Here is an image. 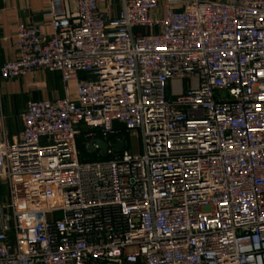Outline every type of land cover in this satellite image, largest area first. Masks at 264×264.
Segmentation results:
<instances>
[{
  "label": "built area",
  "instance_id": "2783aa9c",
  "mask_svg": "<svg viewBox=\"0 0 264 264\" xmlns=\"http://www.w3.org/2000/svg\"><path fill=\"white\" fill-rule=\"evenodd\" d=\"M119 4L17 25L0 81L76 86L13 136L0 114V264H264V0ZM79 137L125 146L83 161Z\"/></svg>",
  "mask_w": 264,
  "mask_h": 264
},
{
  "label": "crops",
  "instance_id": "0c3cea01",
  "mask_svg": "<svg viewBox=\"0 0 264 264\" xmlns=\"http://www.w3.org/2000/svg\"><path fill=\"white\" fill-rule=\"evenodd\" d=\"M111 1L117 14L120 5L117 6L114 0ZM70 2L74 8L75 0ZM48 5L49 0H0V65L18 57L15 46L18 23L38 20L43 23V32L47 36L52 33L51 22L44 16ZM75 86L74 81L64 85L58 73H54L52 78H45L44 73L34 72L20 78L1 80L0 114L4 117V128L10 136L17 134L22 128L20 114L29 100L72 97L75 94Z\"/></svg>",
  "mask_w": 264,
  "mask_h": 264
},
{
  "label": "rangeland",
  "instance_id": "374dc122",
  "mask_svg": "<svg viewBox=\"0 0 264 264\" xmlns=\"http://www.w3.org/2000/svg\"><path fill=\"white\" fill-rule=\"evenodd\" d=\"M115 4L119 6L120 0H114ZM45 78H52L53 72H43ZM20 100V99H18ZM17 100V101H18ZM124 140L126 142V148H129L133 152H139L141 151V138L137 137L135 134L133 135H127L124 137ZM7 195V189L5 186V183L0 180V197H5Z\"/></svg>",
  "mask_w": 264,
  "mask_h": 264
},
{
  "label": "water",
  "instance_id": "95a60500",
  "mask_svg": "<svg viewBox=\"0 0 264 264\" xmlns=\"http://www.w3.org/2000/svg\"><path fill=\"white\" fill-rule=\"evenodd\" d=\"M112 146L116 150H121L125 146V142L122 140H116L115 144H111L107 141L101 140V139H96L93 142H90L87 145V150L89 152H94L98 150L102 156H106L108 148Z\"/></svg>",
  "mask_w": 264,
  "mask_h": 264
},
{
  "label": "trees",
  "instance_id": "16d2710c",
  "mask_svg": "<svg viewBox=\"0 0 264 264\" xmlns=\"http://www.w3.org/2000/svg\"><path fill=\"white\" fill-rule=\"evenodd\" d=\"M127 136V135H126ZM78 146L81 151V160L83 161H92V160H105L108 159L107 156H99L94 153H90L87 148L85 147V143L82 139V137H79L78 139Z\"/></svg>",
  "mask_w": 264,
  "mask_h": 264
}]
</instances>
